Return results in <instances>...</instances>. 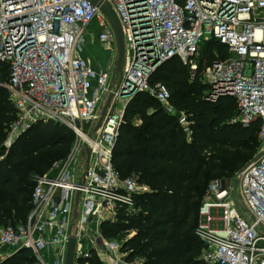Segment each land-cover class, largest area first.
I'll return each mask as SVG.
<instances>
[{"label":"built area","instance_id":"1","mask_svg":"<svg viewBox=\"0 0 264 264\" xmlns=\"http://www.w3.org/2000/svg\"><path fill=\"white\" fill-rule=\"evenodd\" d=\"M106 1L123 32L121 76L113 30L90 0H0V62L9 67L2 85L14 107L5 153L38 122L62 123L76 136L65 157L35 176L26 222L0 227V249L8 256L28 248L35 264H64L67 241L74 238L73 264H89L93 253L103 264H140L138 258L129 262L123 247L131 234L110 239L101 231L119 213H136L135 197L150 191L136 175L122 177L113 166L120 104L147 92L178 117L190 138L186 113L170 104L163 84L148 78L172 57L188 65L193 78L206 41L224 45L227 56L204 67L205 98L234 97L237 114L231 122L246 127L258 120L264 141V0ZM94 20L97 41L107 53L105 66L97 68L81 56ZM110 90L114 95L94 131ZM236 177L237 187L220 179L207 185L195 231L206 264H264V153Z\"/></svg>","mask_w":264,"mask_h":264},{"label":"trees","instance_id":"2","mask_svg":"<svg viewBox=\"0 0 264 264\" xmlns=\"http://www.w3.org/2000/svg\"><path fill=\"white\" fill-rule=\"evenodd\" d=\"M226 56L225 46L212 39L201 47L193 78L178 57L161 63L148 78L150 84H163L170 104L186 113L190 138L178 117L167 113L147 92H137L125 106L113 166L122 177L136 175L150 191L135 197L136 213H119L115 222L103 223L101 231L110 239L131 234L123 243L129 262L138 258L140 264H206L200 258L202 244L195 231L207 185L213 179L223 184L233 181L258 153L261 142L258 120L246 127L231 122L237 114L234 97L205 98L202 71ZM8 68L0 62V227L26 222L35 176L65 157L74 140L66 125L38 122L5 153L3 142L14 119L13 103L2 85L8 79ZM61 148L66 149L65 156L54 158L52 152ZM88 261L103 264L94 253ZM35 262L32 251L21 248L0 264Z\"/></svg>","mask_w":264,"mask_h":264},{"label":"water","instance_id":"3","mask_svg":"<svg viewBox=\"0 0 264 264\" xmlns=\"http://www.w3.org/2000/svg\"><path fill=\"white\" fill-rule=\"evenodd\" d=\"M90 1L99 8L100 12L105 16V18L107 19V21L109 22V24L113 30L114 37H115L116 51H117L116 70L118 71L119 76H121L123 59H124V38H123V32H122L120 20L117 16L116 12L114 11L113 7L111 6V4L108 1H106V0H90ZM131 91H133V89H131ZM127 94L128 93H125L123 95H127ZM113 95H114V92L110 90L108 95H107V98H106V100H105V102L101 108V112H100L98 121L94 127V131L98 130V128L101 124V121L106 114V110L109 107V104L111 102ZM262 153H264V151H260L256 155H254L249 160V162L247 163L246 166L257 161L258 158L262 155ZM86 155H87V162H88L89 156H90V150L89 149H86ZM237 184H238V178L236 177L234 180V186L237 187ZM79 194H80L79 191H77L76 197H75V206H77V204H78ZM75 246H76V240L74 238H70L66 244V253H65L64 264H73ZM18 250H16V251H18Z\"/></svg>","mask_w":264,"mask_h":264},{"label":"crops","instance_id":"4","mask_svg":"<svg viewBox=\"0 0 264 264\" xmlns=\"http://www.w3.org/2000/svg\"><path fill=\"white\" fill-rule=\"evenodd\" d=\"M87 33L85 35V44H88L92 41H94L95 45H96V52H91L90 50H82L81 52V56L83 58H85L88 63L94 67V68H97V67H103L105 66L106 62H107V54L104 53V49L102 48V46L100 45V43L97 41V34L99 32V26H98V23L96 22V20L92 21L88 26H87ZM102 48L101 50L99 49V47ZM127 102H125L124 104H120V106H123V112H124V109H125V106H126ZM235 180V179H234ZM233 182V181H231ZM6 248H1L0 249V261L4 260L6 257H8V254H9V251H7V253H5ZM15 253V252H14Z\"/></svg>","mask_w":264,"mask_h":264},{"label":"rangeland","instance_id":"5","mask_svg":"<svg viewBox=\"0 0 264 264\" xmlns=\"http://www.w3.org/2000/svg\"><path fill=\"white\" fill-rule=\"evenodd\" d=\"M85 40H86V39H85ZM85 42H86V41H85ZM94 43H95L94 41H92V42H90V43H88V44H85V43H84V47H85L84 50L86 51V50L88 49V50H90L92 53H93V52H96L95 50H96L97 48H96V45H95ZM98 47H99V46H98ZM99 49L101 50L102 48L99 47ZM102 50H103V49H102ZM104 53H105V51H104ZM105 54H107V53H105ZM84 130H85V131L87 130V125L84 126ZM73 133H74V132H73ZM75 138H76V136H75V134H74V140H73V142L75 141ZM73 142H72V144H73ZM72 144H71V146H72ZM71 146H70V148H71ZM70 148H69V150H70ZM69 150L67 149V151H66V149L63 150L62 148H61V149H57V150H55V151L52 152V155H53L54 158H60V157H63L65 151H66V153L68 154ZM260 151H264V141H261V142H260V148H259V151H258V152H260ZM66 153H65V155H67ZM61 155H62V156H61ZM65 155H64V156H65ZM82 166H83V161H82ZM235 178H236V177H235ZM235 178H234V179H235ZM234 179H233V184H234ZM7 251H8V250H7ZM7 251H5V253H7Z\"/></svg>","mask_w":264,"mask_h":264}]
</instances>
